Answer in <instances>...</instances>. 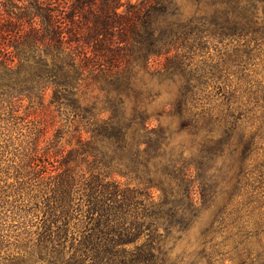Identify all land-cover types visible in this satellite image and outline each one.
<instances>
[{
	"label": "trees",
	"instance_id": "trees-1",
	"mask_svg": "<svg viewBox=\"0 0 264 264\" xmlns=\"http://www.w3.org/2000/svg\"><path fill=\"white\" fill-rule=\"evenodd\" d=\"M0 3V115L39 114L6 195L36 229L0 264H164L204 212V242L228 231L238 264H264L262 223L244 218L264 211V79L251 67L264 0ZM164 85L174 96L153 115ZM56 117L74 143L51 156L40 136Z\"/></svg>",
	"mask_w": 264,
	"mask_h": 264
},
{
	"label": "rangeland",
	"instance_id": "rangeland-1",
	"mask_svg": "<svg viewBox=\"0 0 264 264\" xmlns=\"http://www.w3.org/2000/svg\"><path fill=\"white\" fill-rule=\"evenodd\" d=\"M136 1L139 0H124V5L119 10H124L128 2L134 3ZM184 7L187 12L189 5L184 3ZM219 49L220 45L215 42L210 43L205 52L202 53V57L208 61L210 58L215 61ZM253 63L254 65L251 67L259 73L258 77L264 79V54L256 56ZM155 89L160 90V96L149 105V111L153 115L161 110L163 105L175 93L174 88L165 85L162 87L155 86ZM25 106H27V102H24V108ZM25 111H27L28 116L25 115ZM31 112L32 108L28 110L22 108L19 113L12 114L7 109L0 115V236L2 235L0 239V260L7 254L16 253L22 245L27 244L26 239L31 238L30 235L35 231L38 220L35 215L16 209L17 204L12 205L13 203H11L14 198L6 196L14 190L11 185L15 184L17 167L22 158V153L27 151L28 141L34 137V134L30 135V129L36 126L39 114L38 112L33 114ZM15 115L24 117V119H17ZM59 120V117L54 118V122L49 126L44 136H40L42 140L40 147H48L51 156L52 152L58 149L67 153L71 148L69 143H74V140L71 139V133L63 134L61 132L65 129H63L64 127ZM161 121L164 126H169L173 132L170 146L178 148L181 144L186 155L190 153L191 149L194 150V145L188 135L176 132L178 123L175 119L163 116ZM153 124L156 123L153 122ZM5 200L8 202H5ZM252 206H255V204H252L250 208ZM245 210L244 218L250 220V226L253 227V223L257 221L262 223V229H264V211L257 209L248 215L249 208H245ZM258 212H262V215H259ZM209 219L208 212H204L189 231L175 233L166 242V248L171 250L169 258L164 264H238V255L241 254L242 249L241 247H235V238L230 237L228 231L220 233L214 238H210V235L207 234L205 236L206 242H204L203 231L201 230L208 224ZM261 236L264 237V234H261ZM252 242H255V238L252 239ZM253 247L256 248L257 246L254 245Z\"/></svg>",
	"mask_w": 264,
	"mask_h": 264
}]
</instances>
